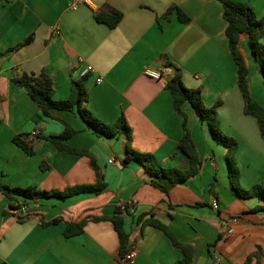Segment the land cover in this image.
<instances>
[{"label": "crops", "instance_id": "1", "mask_svg": "<svg viewBox=\"0 0 264 264\" xmlns=\"http://www.w3.org/2000/svg\"><path fill=\"white\" fill-rule=\"evenodd\" d=\"M233 1L249 3L258 18L264 17V0ZM106 4L124 14L115 29L95 19V12ZM173 4L189 23L179 21L175 12L166 16ZM227 27L219 0H0V182L46 192L94 185L98 177L93 158L107 185L98 195L64 200L10 201L0 193V264H120L119 237L108 218L125 205V230L137 251L132 264H175L184 257L164 232L139 221L143 213L167 226L179 242L194 247L192 264H245L257 253L260 260L253 257L250 264H264V211L251 213L264 202L234 193L228 150L214 140L191 103L183 111L202 163L195 177L166 195L151 185L152 178L137 160L125 163L132 148L153 155L162 168L185 166L186 155L177 151L185 136L184 118L166 89L181 73L186 87L203 90L207 106L222 101L220 127L239 144L241 186L264 184V139L257 120L244 114ZM29 38L31 42L20 47ZM241 51L251 95L264 107L261 63L246 35ZM89 67L84 107L107 124L124 116L132 129L130 141L126 135L96 134L77 109L53 111L56 119L46 117L13 81L23 73H46L54 81V99L64 101L71 96L72 82L83 79ZM147 69L163 72V78L147 77ZM61 121L76 131L66 144L89 156L60 152L41 139L63 134ZM15 137L35 146L34 155L18 147ZM213 200H218L219 210ZM24 205L29 207L27 217L21 214ZM81 222L83 234L65 237L68 223Z\"/></svg>", "mask_w": 264, "mask_h": 264}, {"label": "trees", "instance_id": "2", "mask_svg": "<svg viewBox=\"0 0 264 264\" xmlns=\"http://www.w3.org/2000/svg\"><path fill=\"white\" fill-rule=\"evenodd\" d=\"M5 1L7 2L9 0ZM219 1L223 4L224 18L228 23L226 36L229 41V49L238 67V87L244 100V114L257 120L261 137L264 139V107L255 101L251 95L248 80L249 68L241 51V41L246 35L248 36L249 47L253 56L261 63L259 71L264 77V46L261 44V40L264 38V17L258 18L249 3L237 2L233 0ZM174 12L176 13L179 21L182 23H189L191 21L190 18L176 4H173L170 7L166 16L170 17ZM123 18L124 14L121 11L108 4L102 6L95 12L96 21L100 24L106 25L110 29L117 28ZM31 40L32 38H29L26 42L21 44L20 47L30 43ZM86 76H84V78L80 81L72 82L71 96L69 99L64 101H57L54 99V81L46 73H41L38 76L23 73L22 75L15 77L13 81L27 92L31 100L38 106L46 117L56 119L53 115V111L74 112L77 109L81 117L89 124L96 134L103 135L108 138H117L120 135H126L130 141L132 139V129L129 127L124 116L119 118V120L114 124H107L84 107L85 103L88 101V89L86 87L87 81L85 82ZM166 89L173 98L175 111L178 115L184 118L183 129L185 131V136L179 144L177 151L186 155L185 166L167 169L162 168L156 163V159L153 155L143 154L133 150L132 148H128L129 154L126 157L125 163L131 159L137 160L152 178L151 185L166 195H169L171 190L178 184L185 183L191 177H195L199 173L202 163L199 159L197 146L194 142L191 130L188 128V116L183 111V106L189 102L195 109L200 121L207 125L214 140L228 150L226 160L229 178L234 193L237 197L244 200L259 199L264 202V184H256L250 189H244L241 186V171L236 161L239 144L237 140L225 134L220 127L218 109L221 107L222 101L217 102L214 106H207L205 104L203 90L189 89L186 87L181 73H178L167 84ZM61 123L65 127L63 134L58 136H47L41 139L50 142L60 152H68L70 154L80 156H89L88 152L71 148L66 144V141L70 140L75 135L76 131H74L68 123L64 121H61ZM13 141L26 154L30 156L34 155L36 150L35 146L30 145L21 137H15ZM92 161L98 177V181L94 185H80L65 189L64 191L55 190L52 192H46L35 187L27 189L12 188L0 182V193H2L10 201H17L18 197H23L26 200L50 197L64 200L84 193H93L98 195L107 189V185L105 184L103 177L100 175L99 169L93 158ZM42 168L45 169L44 163L42 164ZM19 208L20 206L18 205V207H14L13 209L18 210ZM128 211V205L118 207L116 214L108 218V220L113 223L115 231L119 237L120 257H125L126 254L133 249L130 235L125 230L124 214ZM263 211L264 203L251 210V213H259ZM148 216H150V218L147 219ZM95 220L98 221L99 219ZM139 221L144 222L145 226L161 230L173 241L177 248L181 249L184 257L175 264L193 263L195 249L192 245L179 242L171 230L162 222L150 215V213L141 214L139 216ZM84 228V222L68 223L66 225L64 235L67 238L79 236L83 234ZM212 247L213 246H211V248ZM253 257H257L258 260H260V256L257 253L254 256L249 257L245 264H250Z\"/></svg>", "mask_w": 264, "mask_h": 264}, {"label": "built area", "instance_id": "3", "mask_svg": "<svg viewBox=\"0 0 264 264\" xmlns=\"http://www.w3.org/2000/svg\"><path fill=\"white\" fill-rule=\"evenodd\" d=\"M74 9L77 8V5H74L73 7ZM92 71V68L89 67L85 70L83 76H86L88 73H90ZM145 75L151 79H154V80H161L163 78V72L161 71H158V70H153V69H147L145 71ZM98 83H101L102 82V79L99 78L97 80ZM33 137H35L37 135L36 132H34L33 134ZM115 160L112 159L110 160V163H114ZM212 206L215 210H219L220 208V204L218 202V200H213L212 202ZM28 212H29V207L27 205H24L22 208H21V214L23 217H27L28 216ZM229 233H233V230H230ZM137 257V251L135 249H131L125 257H120L119 259V263L120 264H132L135 259Z\"/></svg>", "mask_w": 264, "mask_h": 264}, {"label": "rangeland", "instance_id": "4", "mask_svg": "<svg viewBox=\"0 0 264 264\" xmlns=\"http://www.w3.org/2000/svg\"><path fill=\"white\" fill-rule=\"evenodd\" d=\"M261 44L264 46V42L263 41H261Z\"/></svg>", "mask_w": 264, "mask_h": 264}]
</instances>
